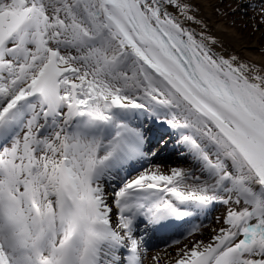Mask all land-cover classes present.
I'll return each instance as SVG.
<instances>
[{
  "label": "snow or ice",
  "instance_id": "obj_1",
  "mask_svg": "<svg viewBox=\"0 0 264 264\" xmlns=\"http://www.w3.org/2000/svg\"><path fill=\"white\" fill-rule=\"evenodd\" d=\"M192 11L0 0V264H144L150 227L216 205L209 240L193 227L150 264H264V62L218 51ZM142 116L188 166L152 162Z\"/></svg>",
  "mask_w": 264,
  "mask_h": 264
},
{
  "label": "bare ground",
  "instance_id": "obj_2",
  "mask_svg": "<svg viewBox=\"0 0 264 264\" xmlns=\"http://www.w3.org/2000/svg\"><path fill=\"white\" fill-rule=\"evenodd\" d=\"M187 2L193 8L190 14L201 21L202 24L185 21V26L190 27L197 33L203 31L216 38L222 45L217 50L223 52L224 55L235 54L242 60H251L257 63L264 62V23L260 22L259 16V5L264 0H187ZM170 12L176 14L175 9H170ZM151 121H153V118L142 116L140 120H134L133 123L141 124L144 130H149L152 128L151 124H149ZM145 135L148 137V132ZM167 136L172 138L173 142L178 145V137L173 131L167 133ZM180 150L184 151L182 146ZM158 164L165 168L185 167L188 166L189 159L184 156L183 160L175 163ZM148 166L150 165L147 164L144 167ZM214 209V213L210 217L195 226L200 228V232L197 233L198 239L205 241L210 239L211 230L216 226V219L223 211V206L216 205ZM185 237H187V232L173 240H169L163 246L146 249V256L150 258L157 251L165 248L167 244H171L175 240L181 241L179 246L182 247L184 243L191 239L190 237L185 239ZM172 251L175 252V248ZM148 258L144 260V264H150V259Z\"/></svg>",
  "mask_w": 264,
  "mask_h": 264
}]
</instances>
